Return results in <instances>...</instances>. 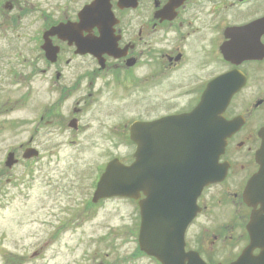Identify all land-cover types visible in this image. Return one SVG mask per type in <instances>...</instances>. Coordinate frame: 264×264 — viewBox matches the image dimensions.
<instances>
[{"label": "flooded vegetation", "instance_id": "af4514ba", "mask_svg": "<svg viewBox=\"0 0 264 264\" xmlns=\"http://www.w3.org/2000/svg\"><path fill=\"white\" fill-rule=\"evenodd\" d=\"M203 96L207 111L222 109L227 136L185 250L232 264L251 245L253 213L264 218V0H0V193L17 181L10 171L31 174L66 145L121 144L109 161L131 165L140 143L139 200L178 191L190 204L197 127L187 116ZM69 176L83 185V173L60 180ZM253 228L264 238L262 221Z\"/></svg>", "mask_w": 264, "mask_h": 264}, {"label": "rangeland", "instance_id": "374dc122", "mask_svg": "<svg viewBox=\"0 0 264 264\" xmlns=\"http://www.w3.org/2000/svg\"><path fill=\"white\" fill-rule=\"evenodd\" d=\"M102 145L82 152L66 145L34 164L31 174L20 166L5 175L17 181L0 193V264H158L136 255L140 219L133 202L113 198L88 205L90 183L109 162L107 153L125 154L124 145L109 151ZM77 173L84 175L81 187L71 176L60 180Z\"/></svg>", "mask_w": 264, "mask_h": 264}, {"label": "water", "instance_id": "95a60500", "mask_svg": "<svg viewBox=\"0 0 264 264\" xmlns=\"http://www.w3.org/2000/svg\"><path fill=\"white\" fill-rule=\"evenodd\" d=\"M206 97L203 96L197 109L187 116L192 122L196 121L197 142H196V186L191 191V202L186 204L183 196L178 191L165 193L164 197H159L155 204L150 207L144 206L140 201L141 225L138 242L141 251L151 257L156 258L161 264H207L193 251L185 250V230L188 224L194 219L199 208L195 199L201 194L203 188L215 180L220 174L218 158L224 151L226 144V126L221 122L219 116L222 109L214 105L212 110H206ZM209 120L210 134L209 140H205L202 129L206 127L205 114ZM182 119V118H180ZM202 138V141L200 140ZM136 153V161L130 165L122 164L118 159L110 161L101 175L94 194L93 201L98 202L104 198L123 197L138 199L141 187L131 183L129 176L139 177L142 168L141 144ZM37 155L35 150L27 151L25 158H32ZM16 161L13 154H10L6 165L12 167ZM264 171V166L262 167ZM170 194V195H169ZM169 195V196H168ZM149 205V204H148ZM261 213H253L248 226L251 245L232 264H264V247L260 257L252 254V249L259 246L260 238L257 231H253L259 221L264 223V218L260 219ZM253 228V229H252Z\"/></svg>", "mask_w": 264, "mask_h": 264}, {"label": "trees", "instance_id": "16d2710c", "mask_svg": "<svg viewBox=\"0 0 264 264\" xmlns=\"http://www.w3.org/2000/svg\"><path fill=\"white\" fill-rule=\"evenodd\" d=\"M137 255H141L142 253L139 251V249L136 252ZM13 259V258H12Z\"/></svg>", "mask_w": 264, "mask_h": 264}]
</instances>
